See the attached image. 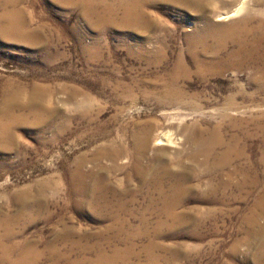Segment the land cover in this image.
<instances>
[{"label":"rangeland","instance_id":"374dc122","mask_svg":"<svg viewBox=\"0 0 264 264\" xmlns=\"http://www.w3.org/2000/svg\"><path fill=\"white\" fill-rule=\"evenodd\" d=\"M252 1L250 21L264 24V0ZM20 3L34 34L30 42L0 35V111L15 103L39 112L0 144V264H15L24 252L30 264H264V237L249 235L246 223L264 195V85L257 82L264 45L261 54L229 60V43L223 66L201 71L187 36L205 22L180 6H149L162 25L142 34L95 24L51 0ZM248 15L222 22L213 15L211 23ZM211 55L201 58L212 62ZM179 62L185 67L177 70ZM146 128L150 146L136 168L134 136ZM164 134L170 142L157 145ZM206 140L222 144L202 166L204 157L191 156ZM103 150H121L116 164L96 157ZM77 161L89 194L103 182L111 208L90 209L89 198L69 192ZM176 177L183 184L176 213L189 214L190 226L166 223L152 187L159 179L167 192ZM263 211L254 213L262 226Z\"/></svg>","mask_w":264,"mask_h":264},{"label":"bare ground","instance_id":"6f19581e","mask_svg":"<svg viewBox=\"0 0 264 264\" xmlns=\"http://www.w3.org/2000/svg\"><path fill=\"white\" fill-rule=\"evenodd\" d=\"M2 1H3V4H2L3 13L0 14V35L8 37V38L16 39L17 41L18 40L29 41V42L32 41V39H33L32 36L34 33H32V32L29 33L27 31V25L25 24V22L21 18V16H22L21 12H19L15 8L21 2V0H2ZM51 1L58 4V6L64 7L65 9H67V8L72 9V8L77 7L78 9L81 10V14H82L81 16H83L85 19L89 20V19H93V18L95 19L96 18L97 20L95 19L96 20L95 24H98V25L99 24H101V25L105 24V26H107V25H110L112 23H117L119 26H122L125 28H132L134 31H136V33L141 32L142 34L143 33L147 34L148 32L152 31L154 28L156 30L160 29L161 25H162V22L158 21L156 18L149 16V14L147 12V8L149 6H152L156 3H164L166 5H172V6L177 5V6H180L184 9H186V10L193 11L197 14L198 18L202 19L205 22V27L203 29L196 31L194 35L187 36V43L189 46V50L193 54V56H195V60H196L195 63L197 65L198 69L201 71L204 68H206L208 66V64H210V63L212 64V66H221L222 67L223 65L219 64L220 63V55L222 53H225L226 52L225 50H228L227 46H229L228 45L229 43L233 44L235 47V50H233L227 54V57L229 60H231L234 57H242V58H245L248 56L254 57L257 54H261L262 50H263L264 24L262 22H258V21L254 22V24H253L250 21V18H251L252 12H253V10L250 7L251 0H51ZM232 1L236 2V6L233 10H231L229 12H225V13L218 12L219 8L221 6H224L228 2H232ZM262 1L263 0H255L254 2L256 5H259V4H262ZM247 13L249 15L242 17V20L238 21V22L232 21L229 23H225V24L221 23V24H217V25L211 23V19H212L213 15L216 16V21L222 22V21H227L231 18L240 17V16L247 14ZM119 14H120V16L118 17ZM116 18H117V20H116ZM114 26H115V24H114ZM101 28H102V26H101ZM30 29L31 28H29V30ZM224 31H227L229 33V35H226V33ZM220 32H222V33L224 32L225 36H223L222 33H220ZM37 33L39 34V32H37ZM218 34H221V35H218ZM210 39L215 41L216 45L214 47H212L213 45H208L209 43L207 44L208 40H210ZM207 52H211L212 55L210 58L212 59V62H208L206 59L201 58V56L202 55L204 56ZM247 59L248 58H246V60ZM178 65H179V67L177 68V70L183 69V67H185V66H183V64L181 62H179ZM262 67L263 68H260L261 69V76H260L259 80H257V82H258V84L264 85V65ZM201 71H199V72H201ZM176 77H177V75H175L173 77L174 81L176 80L175 79ZM16 107L19 108L20 110H22L23 113L17 114L16 113L17 109H15ZM38 112L39 111L37 109L33 108L32 104L31 105H27V104L22 105V104H15V103H11L10 106L8 105V108H6V110H3V111L1 110L0 111V144L1 145L3 144V138L4 139H6L8 137L11 138L15 126L20 125V124L22 125V124L32 123L31 121H29L30 115L32 114L33 116H36V114ZM3 117L7 118L6 122L1 121V118H3ZM35 119L38 120L37 117H35ZM45 122L46 121H44L43 119L40 121V123H43V124ZM149 130L150 129L146 128L145 130H143L142 135H135L134 136L135 137L134 138V141H135L134 146L136 149V154H135L134 163H133L134 167H136L141 162L139 160L140 159L139 156H143L145 154V152L147 151L148 147L150 146V140H149L150 131ZM167 142H170L169 138L167 137V134H164L159 138L157 145H163V143H167ZM218 144H222V141H220V140L207 141L206 140V142H204V141L200 142L198 150L193 152L191 158L193 160H196V158H198V156L204 157V162H203L202 166H205L207 164V162L209 161V159L212 157L214 150H215V147ZM108 151H110V150H108ZM120 151L121 150H119L117 152H113L111 150V153H106V151L103 150V151H99V153H97L96 157L98 158V157H101L102 155H103V157L106 156V157H108V159H110V161H112L114 164H116L117 157H118ZM146 154H147V152H146ZM121 155H123V154H121ZM261 157H262V161L264 162V154ZM217 162L218 163L215 164V167L217 169H219V168H221L222 164H220L219 161H217ZM83 163H84L83 161H77L75 168L72 169L71 173L68 175L69 192L72 195L76 194V196L82 198V200L89 198V202L87 204L89 205L90 209L97 211L98 209H102V210L104 209L105 210V209L109 208L110 203H108L107 198H105L104 194H102V188L105 187L104 186L105 184L103 182L97 181V183L93 187L94 189H93L92 195L89 194V190H90L89 186H87L88 184L86 185V183L84 181V178L87 176V174L82 169ZM115 167H117V166H115ZM118 169H119V167H118ZM178 178L179 177H176L175 178L176 180L174 179V183H172L173 185L170 187V190L167 192H165V190L163 189L162 182L157 178H155L157 180L154 181L155 184L153 183L152 187L154 188V191L158 194L157 198H159L160 205H161L160 210L166 215L165 217H167L166 223L168 221L169 226L175 225V224H178L180 226H190V225H192L193 221H192V219L190 220V218L188 217L189 214L188 215L184 214L185 212L180 213V214L176 213L177 207H179V205L181 204V202H180L181 199L179 197H181L180 193L182 192V187H183V184L181 183L182 179L179 180ZM249 182L250 181H248V183ZM251 183H252V185H257L259 183L258 177H254L253 180L251 181ZM228 186H229L228 183L224 184L225 189H227ZM154 191H152V192H154ZM208 198H209V196H208ZM82 205L81 204L78 205V208H83L84 206H82ZM149 206L151 207V205H149ZM119 207L122 208V207H124V205L120 203ZM257 210H264V195H262L260 197L259 201L256 203V205H254V208L252 211L253 215L251 216V219H249V220L247 219L248 221H246V223H248L247 225H249V227H251L250 228L251 232L249 233V235H252V234L254 236L257 235L262 239V237H264V226L258 225L255 222L256 217L254 216V213ZM164 220H165V218H164ZM249 238H251V237H249ZM66 245H67V243H66ZM51 249H53V248H51ZM53 251L54 250H51V252H53ZM24 253L21 254V258L17 256L20 259L18 260V262L16 261L15 264H30L33 261V259L31 261V259L29 258L30 256H28L27 254H24ZM36 253H38V252H36ZM39 255H40V253H39ZM58 255L59 254H57V256ZM259 255H260V253H259ZM5 256H6V254H5ZM36 256H34V257L36 258ZM6 258H8V257H6ZM260 258H261V260L264 258V248H262ZM97 259H98V257H97Z\"/></svg>","mask_w":264,"mask_h":264}]
</instances>
